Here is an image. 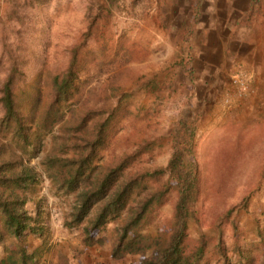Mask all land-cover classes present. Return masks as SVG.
Returning <instances> with one entry per match:
<instances>
[{"label":"trees","instance_id":"trees-1","mask_svg":"<svg viewBox=\"0 0 264 264\" xmlns=\"http://www.w3.org/2000/svg\"><path fill=\"white\" fill-rule=\"evenodd\" d=\"M196 1L185 39L194 34L201 14L199 5L203 0ZM250 1V7L237 16L236 25L255 17L264 19V0ZM28 2L33 5L35 0ZM11 3L8 17L20 18L17 7L21 2ZM107 8L105 0H87L85 26L69 46L65 66L49 77V89L45 91L39 89V79L27 81L11 50L0 81V264H62L44 251L50 233L49 212L40 203V170L30 163L45 149L49 134L51 147L44 151L39 164L57 191L73 194L74 204L62 212V222L68 229H79L81 244L101 247L113 263L137 255L138 260L129 264H233L224 235L235 204L216 213L214 234L199 231L195 237L188 232L193 223L199 226L201 222L203 197H215L222 192L226 182L221 179L230 178L231 163L239 157L234 143L228 153L217 159L215 169L223 174L219 180H215L213 171L201 166L195 155L199 112L184 111L176 120L165 165L132 168L140 156L151 154L157 146V138L149 137H143L133 150L110 162H97L101 151L111 143L117 124L137 112L127 103L110 101L111 93L119 89L114 77L109 80V88L98 90L88 85L95 73H104L107 66L130 55L125 39L112 41L105 32L96 33ZM93 35L96 48L87 46ZM174 63L193 79L188 57L181 55ZM142 87L153 88L151 78L143 81ZM257 140L254 134L251 140L245 139L248 150L253 149ZM263 176L264 161L259 171V177ZM249 196L242 199L245 207ZM30 200L34 202L32 209L27 208ZM168 202L172 212L161 228L155 219ZM110 223L111 242L104 234L110 230ZM146 224H153L158 232H141L140 227ZM35 236L43 240L30 248L27 243ZM235 251L246 264L253 260L251 253L241 248ZM90 252L87 248L78 249L74 256L80 258L68 264H104L103 259Z\"/></svg>","mask_w":264,"mask_h":264},{"label":"rangeland","instance_id":"rangeland-1","mask_svg":"<svg viewBox=\"0 0 264 264\" xmlns=\"http://www.w3.org/2000/svg\"><path fill=\"white\" fill-rule=\"evenodd\" d=\"M12 1L0 0V81L13 50L27 81L39 79V89L45 91L49 89V77L65 66L68 48L85 26L87 0H35L33 5L28 0H17L21 2L17 7L20 18L8 17ZM105 1L108 8L96 33L105 32L112 41L125 39L130 55L107 66L104 73H95L88 85L98 90L109 88V80L114 77L119 89L111 93L110 101L127 103L137 112L117 124L111 143L101 151L97 162H110L133 150L143 137H149L157 138V146L151 154L140 156L132 168L165 165L171 153L170 132L176 120L184 111L199 112L195 155L201 166L213 171L215 180H219L223 174L215 169L217 159L228 153L234 143L239 148L235 152L239 157L231 163L230 178L221 179L226 182L222 192L215 197H203L200 227L193 223L188 232L195 237L199 231L214 234L216 213L235 204L224 235L233 264L240 261L246 264L244 257L235 251L239 248L253 255L250 264H264V176L259 177L264 161V19L255 17L236 25L237 16L250 7V0H203L194 34L185 39L188 24L195 15L196 0ZM87 46L97 47L94 35ZM181 55L189 58L193 79L174 63ZM237 65L251 73L254 90L245 97L227 101L232 89L231 74ZM150 78L154 87L145 89L143 81ZM252 134L259 140L248 150L245 139L251 140ZM46 139L45 149L30 160L40 170V203L49 212L50 233L47 245H43L44 251L49 252L45 254L68 264L80 258L74 256L78 249L87 248L104 264L136 262L137 255H128L113 263L101 247L81 244L79 229L63 225L62 212L71 209L74 196L57 191L41 169L39 160L51 147L50 134ZM246 194L250 196L245 207L242 199ZM33 207L30 200L27 208ZM171 212L172 204L168 202L159 210L155 222L165 227ZM112 227L110 223V230L104 232L109 242L113 239ZM139 230L158 232L153 224ZM42 240L35 236L27 245L33 248Z\"/></svg>","mask_w":264,"mask_h":264},{"label":"built area","instance_id":"built-area-1","mask_svg":"<svg viewBox=\"0 0 264 264\" xmlns=\"http://www.w3.org/2000/svg\"><path fill=\"white\" fill-rule=\"evenodd\" d=\"M232 89L228 94L227 101L233 99H240L253 92V85L251 80V73L241 65L233 70L231 74Z\"/></svg>","mask_w":264,"mask_h":264}]
</instances>
